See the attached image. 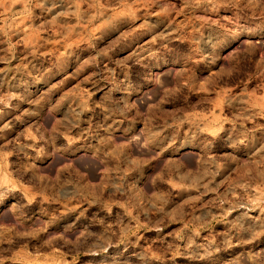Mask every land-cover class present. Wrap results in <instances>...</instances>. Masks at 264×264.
I'll list each match as a JSON object with an SVG mask.
<instances>
[{"label":"rangeland","instance_id":"1","mask_svg":"<svg viewBox=\"0 0 264 264\" xmlns=\"http://www.w3.org/2000/svg\"><path fill=\"white\" fill-rule=\"evenodd\" d=\"M0 264H264V0H0Z\"/></svg>","mask_w":264,"mask_h":264},{"label":"bare ground","instance_id":"2","mask_svg":"<svg viewBox=\"0 0 264 264\" xmlns=\"http://www.w3.org/2000/svg\"><path fill=\"white\" fill-rule=\"evenodd\" d=\"M10 2H11V1H10ZM56 2H57V1H56ZM66 3H67V2H66ZM5 5L8 6L9 4H6V3H5ZM63 5H64V4H63ZM63 5H62V6H63ZM9 6H11V5H9ZM56 6H57V5H56ZM63 18H64V17H63ZM54 19H55V18H54ZM55 20H56V19H55ZM59 20H60V19H59ZM56 21H57V20H56ZM17 28H18V27H17ZM20 29H21V28H20ZM22 31H23V30H22ZM26 31H27V30H26ZM26 31H25V32H26ZM168 31H169V29H168ZM170 31H172V30H170ZM21 33H22V32H21ZM18 34L20 35V33H18ZM25 34H26V33H25ZM197 34H198V33H197ZM199 34H200V33H199ZM26 36H27V35H26ZM19 37H20V36H19ZM24 37H25V36H24ZM199 37H201V35H199ZM29 38H30V37H29ZM32 39H33V38H32ZM28 40H29V39H28ZM25 41H26V40H25ZM198 41H199V40H198ZM28 42H29V41H28ZM30 42H32V40H30ZM148 42H149V41H148ZM200 42H201V41H200ZM200 42H199V43H200ZM147 44H148V43H147ZM144 45H145V43H144ZM146 46H147V45H146ZM196 46H197V45H196ZM23 47H24V46H23ZM26 47H27V46H26ZM198 48H199V47H198ZM25 50H26V49H25ZM147 50H148V49H147ZM148 51H149V50H148ZM133 53H134V52H133ZM144 53H145V47H141V46H139L138 49H136V51H135L134 54H135V55H138V56H144ZM147 56H148V54H147ZM24 87H25V86H24ZM82 111H83V110H82ZM82 111H81V112H82ZM5 126H6V125H5ZM252 201H253V200H252ZM248 203H249V202H248Z\"/></svg>","mask_w":264,"mask_h":264}]
</instances>
